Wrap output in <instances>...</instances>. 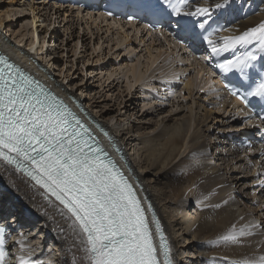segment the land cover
<instances>
[{"label": "bare ground", "instance_id": "1", "mask_svg": "<svg viewBox=\"0 0 264 264\" xmlns=\"http://www.w3.org/2000/svg\"><path fill=\"white\" fill-rule=\"evenodd\" d=\"M17 1L23 4L21 0V2L19 0H11L10 4L13 5V3ZM223 1L225 0H199L197 2V7L215 8L217 4ZM234 1L255 4L259 9L254 14L248 16L247 19L237 21L231 28L224 31L222 34L224 37L229 34L234 38L241 36L249 29L258 27L260 24L264 23V0ZM26 6L32 9V3L26 4ZM19 10L26 11V9L22 8ZM36 15L33 16V23L35 22V18H37ZM3 20L4 19L0 16V26L3 25ZM109 23L108 27H111L112 23ZM123 27L122 24H119L117 33L120 34V32H122L121 34L125 35L124 32H126L127 34V31L120 30L123 29ZM130 28L139 32L138 27L134 24H131ZM141 32L144 34L143 31ZM31 35L32 40L30 45H32L31 48H33L35 46L34 39H38L37 30H33ZM153 40H155L153 46L159 44L156 42H159V39L154 38ZM171 41L175 42V40L172 39ZM160 43H162V40ZM159 45L162 46L163 44ZM0 49L15 58L16 62L26 67L40 79L48 82L60 94L79 101V104L87 110L90 116L109 129L112 136L111 138L122 148L126 159L124 162H118L117 160H115V162L127 171L129 177H133L136 184L142 186L143 190L141 193L156 206L171 241L176 264H180L179 255L177 257L174 255V252L179 254L177 253L179 247L177 240L179 239L171 235V227L175 234H177L176 236H180L184 243L188 244L191 250L190 259H193L197 255L196 258L198 259L197 262H194L195 264H234L236 261H239V259L260 261V258L264 257V195L262 192L257 193L252 190L256 172L255 168L252 166L254 161L251 160L250 157L253 153H242L237 146H234V140L238 137L240 138L242 132L245 134L246 132L244 130L247 129V127L240 125V118H238L231 109H228L232 101L220 99L217 100V103L223 104V106L211 109L207 108L205 102L209 97L215 99L219 96L225 98V96L214 93L205 95L200 92L201 88L207 83L206 79L200 84L198 80L194 78L191 79L190 75L186 76L187 78L182 81L184 89L188 92V96L185 99L189 97L194 99L193 102L195 101V106L186 107L187 112L181 116L176 114L169 117L161 129L152 126L153 121L150 120L151 117L146 119V113L142 114L141 117H138L139 113L138 115H136L137 113H133V115L137 116L136 119L138 121L135 122V124L130 123V116L128 114H119V124L114 127L112 125L108 127L109 125L107 124L109 119L106 114L111 108L110 106L104 107L100 104L102 106L100 109V105L97 103H100L101 100H95L96 97H89V99H91L90 101H83L82 99L87 98L82 97L78 92H73V89L70 87L71 85L53 78L51 68H48L45 64L41 65V63H39L40 61L37 62L29 50L13 44V42L7 39L3 34L1 27ZM160 51H162V49H160ZM182 53L185 52L183 51ZM149 54H152L151 51ZM162 55H166V53H162ZM154 62L155 59L151 56L149 65L152 66ZM193 64L194 63H192V65ZM57 65L56 63V66ZM202 68V65L198 64L197 70H195V76L198 79L201 77L200 72ZM183 72L185 71L183 70ZM125 74L131 76L135 82L143 78L141 68L137 64H132L128 67ZM172 75L174 76V74ZM178 76L179 74L175 75L172 80L179 79ZM107 78L110 79L109 76ZM194 82H196L198 88L200 87L196 93H194ZM150 83H144L146 89L142 88L143 94L150 93L151 99L154 100V93L149 92ZM174 83L175 81L173 84ZM174 91V89H171L170 92L175 93ZM164 94L166 96L163 98L169 99L167 98V92L157 93L160 97ZM147 99L148 98L144 99L145 108H148L147 106L149 105L145 102ZM162 104H164L163 101ZM142 109H144V107ZM128 111L129 109H126L124 112ZM138 112H140V110H138ZM217 115L219 117H217ZM212 121L213 124H211ZM215 125H217L215 129L217 130L216 132L219 133V136L216 137L214 141L215 145L213 149L216 150V153L211 154L212 144L211 146L208 144L207 138L213 132ZM221 125L225 127L219 128ZM166 135H168L167 138H165ZM133 145L135 146L133 149H136V153L138 154V160L135 158L134 161L131 157L134 156L135 153L132 154V152H129L127 154V150L129 151L132 149L131 146ZM191 149H193L192 154L196 163H199L203 169L199 172L197 171V175L206 176L192 177L193 180L196 179L197 181L205 178V180H201L200 182L205 184L209 192L215 191V196L209 198V201H207V197H203L204 194L198 197L203 198L201 199L202 202L201 200L196 201V206H200L201 208L205 207L200 212L193 210L195 212L192 211V214L194 213L193 215L187 211L191 199L193 198L182 197L180 202H183V207L177 208L176 204L178 201L174 200V196H176L174 194L179 189L180 184L177 180L174 184H169L168 181L166 182V179L168 180L171 174H169V172H171L175 163L179 162V158ZM114 155L118 156L116 152H114ZM128 155L131 156L129 157ZM135 179H137L139 183H137ZM0 181L9 188V192L5 199L8 201V198L11 197L9 201L16 200L19 208L22 210L21 213L25 211L29 214L32 218H30V216L27 217L31 220V223L35 225V227L30 226L24 230V238L28 240L24 241L22 237L17 236V242L12 249L14 258L12 262L16 259L21 262V257L27 260L26 258L31 255H39L43 252V256L46 255L44 259L45 262L54 264L55 256L51 255V246H47L49 244L52 246L55 245L56 251L62 247V252L60 251L59 256L60 261L57 259L58 264H60V262L61 264H73L71 255L66 249V245H70V247L72 246L73 249H75L76 255L74 258L76 264H87V261L84 259V252L80 239L73 230V218H71L69 212L64 210L57 201L51 199L49 195L34 182L3 160H0ZM187 188L188 187H184L181 191L185 193ZM156 190L161 196L156 194ZM192 190L193 188L189 190L187 195L192 192ZM234 191L236 193H234ZM238 195L242 198L239 199ZM5 199L2 201L7 203ZM161 200L164 201V203L170 202V209L163 206L164 203L161 202ZM220 201H222L221 207L217 205ZM247 202L248 204L257 206V208L251 205L249 206ZM253 202L257 203V205ZM241 229H243L246 234L237 236L236 241L224 239L229 233L239 232ZM34 231L36 233L39 232L40 236L37 237L38 235ZM223 233L224 236L221 235ZM220 236L221 240L219 242L217 240L216 243H213L212 238ZM38 238L41 240L44 239V241L38 240ZM209 257L213 258L210 260ZM49 258L50 261H48ZM36 260L40 261L43 259L37 258ZM190 262L191 261H189L188 264H190Z\"/></svg>", "mask_w": 264, "mask_h": 264}, {"label": "snow or ice", "instance_id": "2", "mask_svg": "<svg viewBox=\"0 0 264 264\" xmlns=\"http://www.w3.org/2000/svg\"><path fill=\"white\" fill-rule=\"evenodd\" d=\"M168 2L173 13L181 15L186 0ZM208 11L197 9L200 14ZM252 41L264 44V23L241 36L227 38L224 47ZM208 44L213 53L219 54L211 39ZM227 65L247 66L239 57ZM251 94L264 97V82ZM74 119L62 100L0 57V160L26 172L68 210L87 264H171L162 232L164 260L159 259L144 209L128 179L112 161L99 155L102 149L88 144L73 125ZM157 230L160 231L158 222ZM245 234L241 229L224 239L236 241L237 236ZM3 244L0 228V264H4L6 256ZM20 260L21 264H33L23 257ZM259 264H264V257Z\"/></svg>", "mask_w": 264, "mask_h": 264}, {"label": "rangeland", "instance_id": "3", "mask_svg": "<svg viewBox=\"0 0 264 264\" xmlns=\"http://www.w3.org/2000/svg\"><path fill=\"white\" fill-rule=\"evenodd\" d=\"M10 1L11 0H0V16L4 19L3 25L0 27L6 38L13 42V44L19 45L20 48L29 50L37 62L40 61L39 63H41V65L45 64L48 68L52 69L53 78L71 85L70 87L73 89V92H78L82 97L87 98L82 99L83 101H90L91 99H89V97H96L95 100H101L100 103L97 104H101L104 107L110 106L111 108L106 114L109 119L107 124L109 125L108 127L111 125L114 127L119 124V114H128L130 116V123L135 124V122H138L136 115L139 113L138 117H141L142 114L146 113V119L151 117L150 120L153 121L152 126L161 129L169 117L176 114L181 116L187 112L186 107L195 106V101L193 102L194 99L190 97L185 99L188 96V92L181 85L176 91V87L165 90L167 86L162 87V84H158L160 79L168 77L169 75L173 77L172 74L182 75L186 73V71L183 72V70L188 68L189 65L187 66L185 63L187 58L184 56V53L181 54L178 50L173 53L172 49V55L170 49L165 48V44H163V42L160 43V40L156 42L163 44L162 46L159 44L153 46L155 40H148L147 35L136 32L130 27L128 28L125 26L123 29H120L121 31H127V34L126 32H124L125 35H122V32L119 34L117 33L118 25H116V23L108 27L109 22L107 23V21L102 20L93 11L89 12L86 9H79L78 6H69V4H63L59 0H21L23 4L32 3V9L26 6V4H20L18 1L11 5ZM21 8L26 9V11L19 10ZM35 15L37 18H35V22L33 23V16ZM33 30H37L38 39H34L35 46L31 48V32H33ZM169 40L171 41V39ZM169 40L168 42H170ZM174 43L175 47H178L176 46V41ZM160 49H162V51H160ZM150 51L152 54H149ZM162 53H166V55H162ZM151 56L155 59L152 66L149 65ZM56 63L58 64L57 66ZM132 64H137L141 68L143 78L138 82L133 81L131 76L125 74L126 69ZM181 75L178 76L179 79L177 80L182 82ZM188 75H190L189 72L185 74V78H187L186 76ZM108 76L110 79L107 78ZM192 78L198 80V83L201 81V79H197L194 76H191V79ZM145 82H151L149 92H167V98L169 99H162L166 96L165 94L162 95L159 101L151 99L150 93H145L144 95L142 88H145ZM151 86L154 87L152 88ZM194 86V93H196L200 87L198 88L196 82H194ZM171 89H174L175 93L170 92ZM145 98H148L145 101L149 104L147 106L148 108L144 106ZM162 100L164 104H162ZM101 105L99 106L100 109L102 108ZM143 107L144 109H142ZM126 109H129V111L124 112ZM138 110H140V112H138ZM133 113L137 114L133 115ZM217 117L219 116L217 115ZM211 124H213V121ZM224 127L225 126L222 127V125L219 126V128ZM215 128H217V125L214 126L213 132L207 138L208 144L210 146L212 144L211 154L216 153V150L213 149L215 145L214 141L216 137L219 136ZM167 136L168 135H166L165 138H167ZM131 147L132 149L129 151L127 150V154L129 152H132V154L135 153L131 158L133 161L135 158L138 160L136 149H133L135 146L133 145ZM192 152L193 149L187 151L179 158L180 161L176 162L171 172H169V174L171 173L170 177H168L169 179H166V182L168 181L169 184H174L176 180L180 184L179 189L174 194L177 196H174V200L178 201L176 204L177 208L183 207V202H180L182 197L193 198L187 208V211H189L191 215L195 213L193 210L200 212L205 207L201 208L200 206H196V201L201 200L203 197H207V201H209V198L215 196V191L209 192L205 184L200 182L201 180H205V178L197 181L196 179H194L195 181L193 180L192 177L206 176L197 175V173L203 169L199 163H196ZM128 156L130 157L131 155ZM0 183L3 184L1 181ZM184 187H188L185 193L181 191ZM191 188H193V190L188 194L190 196H188L187 193ZM234 193L236 192L234 191ZM156 194L161 196L157 190ZM201 195H203V197L198 198ZM238 198L241 199L242 197L238 195ZM222 201L217 203L219 207H221ZM161 202L164 203L162 200ZM0 204L2 207L4 206L5 209L6 203L1 200ZM255 204L257 205V203ZM248 205L257 208V206H253L252 204ZM163 206L170 209L171 204L170 202H166ZM192 211L194 212L193 214ZM171 230V235L179 239L177 240L179 245L177 253L179 254L174 252L175 257L179 255L180 264H188L189 261H191L190 264H195L194 262H197L198 259L196 258L197 255L193 258L194 261L190 259L191 250L188 244L184 243L180 236H176L177 234H175L172 227ZM221 235L224 236V233ZM47 246H51V255L55 256L54 264H56L59 260L60 251L62 252V247L56 251L55 245L52 246L48 244ZM66 246L73 262L76 251L72 246ZM209 258L211 260L213 257ZM48 261H50V258Z\"/></svg>", "mask_w": 264, "mask_h": 264}]
</instances>
